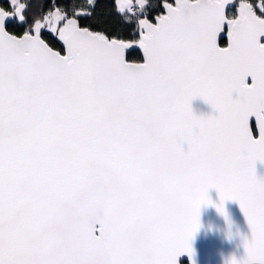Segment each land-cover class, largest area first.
Wrapping results in <instances>:
<instances>
[{
	"label": "snow or ice",
	"instance_id": "obj_1",
	"mask_svg": "<svg viewBox=\"0 0 264 264\" xmlns=\"http://www.w3.org/2000/svg\"><path fill=\"white\" fill-rule=\"evenodd\" d=\"M98 4L0 2V264H178L210 189L264 264V0Z\"/></svg>",
	"mask_w": 264,
	"mask_h": 264
},
{
	"label": "water",
	"instance_id": "obj_2",
	"mask_svg": "<svg viewBox=\"0 0 264 264\" xmlns=\"http://www.w3.org/2000/svg\"><path fill=\"white\" fill-rule=\"evenodd\" d=\"M174 4V0L171 2ZM226 40V34L218 37V45ZM264 42V38L262 41ZM251 83V77L248 78ZM193 110L198 115H215V110L200 99L193 101ZM254 123V117L250 118V125ZM256 174L264 177V164L257 162ZM209 198L213 202L208 205H201L199 216V228L190 241L193 250L191 259L187 254L178 257V264H229L235 258L241 261L245 257L244 241L251 239V231L246 218L240 209L238 202L226 200L224 207L227 219L221 215L215 205L220 203L219 196L215 189L209 190Z\"/></svg>",
	"mask_w": 264,
	"mask_h": 264
},
{
	"label": "trees",
	"instance_id": "obj_3",
	"mask_svg": "<svg viewBox=\"0 0 264 264\" xmlns=\"http://www.w3.org/2000/svg\"><path fill=\"white\" fill-rule=\"evenodd\" d=\"M173 0H170L172 2ZM2 2V0H0ZM112 0H99L98 4V12L100 13V19L104 24H112V17L107 15V12L110 10ZM221 46H226V40L221 41ZM141 62H142V53H140ZM133 58H138L136 54H133ZM184 264H187L184 262Z\"/></svg>",
	"mask_w": 264,
	"mask_h": 264
},
{
	"label": "flooded vegetation",
	"instance_id": "obj_4",
	"mask_svg": "<svg viewBox=\"0 0 264 264\" xmlns=\"http://www.w3.org/2000/svg\"><path fill=\"white\" fill-rule=\"evenodd\" d=\"M226 45H227V41H226Z\"/></svg>",
	"mask_w": 264,
	"mask_h": 264
}]
</instances>
